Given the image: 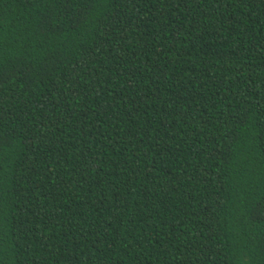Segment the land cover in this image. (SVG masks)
I'll return each instance as SVG.
<instances>
[{"label": "trees", "instance_id": "16d2710c", "mask_svg": "<svg viewBox=\"0 0 264 264\" xmlns=\"http://www.w3.org/2000/svg\"><path fill=\"white\" fill-rule=\"evenodd\" d=\"M0 264H264V0H0Z\"/></svg>", "mask_w": 264, "mask_h": 264}]
</instances>
